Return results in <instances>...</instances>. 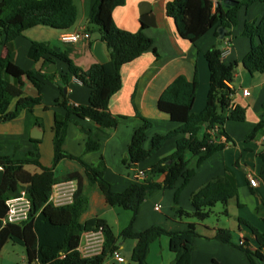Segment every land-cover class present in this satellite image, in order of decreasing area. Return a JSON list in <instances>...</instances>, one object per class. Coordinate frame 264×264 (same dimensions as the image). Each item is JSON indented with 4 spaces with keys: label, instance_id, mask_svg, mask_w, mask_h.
<instances>
[{
    "label": "trees",
    "instance_id": "16d2710c",
    "mask_svg": "<svg viewBox=\"0 0 264 264\" xmlns=\"http://www.w3.org/2000/svg\"><path fill=\"white\" fill-rule=\"evenodd\" d=\"M264 0H242L237 5L228 6L220 3L212 11L210 0H171L167 4V13L176 25L180 36L196 44L206 33L215 28L224 27L227 36L238 25V11ZM126 0H97L90 22L97 25L102 40L110 51V60L95 63L89 69H83L63 51H55L47 42L34 41L31 57L34 61L43 62L47 67L57 60L68 66V71L61 74L62 83L55 106L65 109V113L55 112L54 119V162L45 166L39 160L40 140L34 139V150L27 158H14L0 153V254L4 246L12 241L24 246L28 264H103L119 248V239L132 238L137 241L132 259L137 264H147L152 242L163 235L170 238V249L174 253V264H192V252L195 239L200 236V222L210 217L213 208L222 203L224 215H228L227 206L232 198L237 197V187L227 176L217 177L191 196L193 210L180 206V194L195 174L196 168L214 153L224 149L230 142V136L224 126L228 121H245L246 110L233 102V88L227 82L235 79L237 63H226L222 58L219 44L212 45L205 58L210 72V85L206 105L200 112L193 111V105L200 87L198 72L190 80L179 75L162 92L158 108L177 124L167 133L154 134L149 137L153 122L147 117H140L141 125L136 128L128 152L123 162L129 166L144 163L157 154L172 139H175V150L167 157L151 165L143 181L136 180L124 191L117 192L106 179L107 163L102 159L97 165L85 162L81 156L73 155L64 149L68 123L75 117V123L87 135L85 151H98L102 141L116 129L121 118L110 110L111 97L123 85L122 66L140 57L152 48L154 40L144 32L142 27L137 32L119 28L114 23V10ZM78 19V10L74 0H0V33L5 35L9 44L25 31L39 26H48L61 31L71 29ZM242 35L250 38L251 48L243 59V65L250 73H264V15L259 21L246 22ZM56 73L45 72V77ZM37 69H24L14 62L12 52L0 58V123L16 119L22 111L34 112L43 103L44 76ZM75 77L91 89L89 102L72 104L64 90ZM30 81L37 90L36 95H26L24 81ZM16 100L13 110L10 106ZM234 106V107H233ZM49 109L48 106H46ZM264 108V104H263ZM92 120L96 127L85 128L81 119ZM36 124L43 127V121L37 118ZM220 126L221 132L228 137V143L215 140L211 129ZM264 131V119L246 137L247 141L257 139ZM150 138V139H149ZM150 141V145L147 142ZM1 151V149H0ZM37 151V153L35 152ZM195 158L190 166L187 155ZM263 161L261 176L264 179V151L260 153ZM63 159L79 161L84 168V176L91 186H98L108 204L119 206L132 213L128 225L120 235H116L112 226L103 218L94 217L85 222L80 218L87 210L89 197L84 188V176L79 172L67 173L56 177L55 168ZM32 167L33 169H31ZM162 174L164 179L158 181L155 176ZM183 178L181 186L174 195V210L179 219H192L187 228L181 231H168L160 225H152L143 231H135L134 224L140 206L147 196L159 190L172 189L177 181ZM76 181L77 188L73 201L68 204H56L51 200L53 187L63 181ZM26 191L31 201L29 217L22 223H11L6 220L9 211L7 200L17 197ZM194 219V220H193ZM259 248L252 250L247 246L238 248L244 251L251 264H264V235L258 232L248 221ZM101 231L104 235L102 251L92 256H84L80 245L84 232ZM216 238L225 243H233V233L227 228H218ZM214 264H220L214 260Z\"/></svg>",
    "mask_w": 264,
    "mask_h": 264
},
{
    "label": "crops",
    "instance_id": "0c3cea01",
    "mask_svg": "<svg viewBox=\"0 0 264 264\" xmlns=\"http://www.w3.org/2000/svg\"><path fill=\"white\" fill-rule=\"evenodd\" d=\"M97 0H74L78 10V19L69 30H86L88 37L76 43H64L60 36L64 31L39 25L24 32L22 36L6 44L5 35L0 33V58L4 57L9 48L12 59L24 69H37L44 75L45 72L56 73L42 77L43 103L38 105L34 112L24 110L14 120L0 123V153L14 158H27L34 150L32 131L36 126L43 133L39 143V160L45 166H52L54 162V119L55 112L65 113V109L56 107L55 101L59 95L62 83L61 74L68 71V66L57 60L54 71H47L43 62H36L31 57V48L34 41L47 42L57 52H65L78 66L89 69L95 63H105L110 60V51L102 40L100 30L90 22V16ZM171 0H126L122 6L114 10V23L117 27L137 32L142 23L146 24L144 32L154 40L152 48L145 51L140 57L122 66L121 74L123 85L110 99V110L115 115L124 116L119 126L103 139L98 151L86 152L87 135L75 123V117L68 123L63 147L68 152L92 165H97L102 159L107 163L106 179L112 184L115 191L121 192L136 181L137 171H147L151 165L169 156L175 150V139L167 144L153 157L136 166H129L123 162L131 142L132 136L142 120L147 117L153 122L149 137L154 134L167 133L177 126L169 116L158 108V100L166 87L179 75H185L190 80L198 72L200 87L193 105L194 112L204 109L210 85V72L205 58V52L214 44L225 47L231 41V50L224 59L226 63H237L235 79L231 82L233 102L246 110L245 121H228L224 129L230 136L229 144L222 150L214 153L196 168L195 174L180 194V206L192 211L191 196L208 181L227 176L237 187L238 195L232 198L227 206L228 215L222 214L224 205L215 206L222 217L216 222L205 220L199 223L200 236L195 239L192 252V264H251L244 251L234 243L244 238L252 250L259 248L250 224L264 235V179L261 176L263 161L260 153L264 151V131L257 139L247 141L246 137L255 126L264 119V73H250L243 65V59L251 48L250 38L242 35L246 22L259 21L264 15V2H257L249 7H242L238 11V25L233 28L232 35L221 39L210 29L196 44L180 36L174 20L168 16L167 4ZM227 34V30H226ZM67 93L72 104L89 102L91 89L79 80L72 77L67 86ZM248 90V95L243 91ZM26 95H36L34 85L24 81ZM16 100L10 106L13 110ZM49 107V109L46 108ZM37 118L42 119L43 127L36 124ZM80 124L85 128H95V123L86 118ZM150 139V138H149ZM150 145V141L147 142ZM46 147L47 151L44 152ZM37 153V151H35ZM190 166H194L195 158L187 155ZM79 172L84 176V168L77 160L63 159L56 168V177L67 173ZM255 177L257 186L250 184V178ZM155 179L162 181L164 176L158 174ZM67 194L77 188V182L63 181ZM84 188L89 197L87 210L80 220L99 217L105 219L113 228L116 235L128 225L132 213L119 206L107 203L98 186H91L84 176ZM180 178L172 189L159 190L147 196L140 206L134 224L135 231H143L152 225H160L168 231H181L187 228L190 219H179L174 210V195L181 186ZM159 207V209H156ZM218 228L230 229L233 233V243H225L216 238ZM97 235V234H96ZM137 241L132 238L119 239L118 251L125 258L118 262L113 256L103 264H137L132 254ZM82 240L80 249L84 248ZM7 245V244H6ZM4 246V248L6 247ZM15 246V245H14ZM4 248L0 254V264H28L26 250L21 262L14 257H5ZM101 252V251H100ZM98 252V253H100ZM147 264H174V253L170 249V238L163 235L152 242Z\"/></svg>",
    "mask_w": 264,
    "mask_h": 264
},
{
    "label": "built area",
    "instance_id": "2783aa9c",
    "mask_svg": "<svg viewBox=\"0 0 264 264\" xmlns=\"http://www.w3.org/2000/svg\"><path fill=\"white\" fill-rule=\"evenodd\" d=\"M212 4V11H216L218 5L222 3V0H210ZM88 37V33L86 30L78 29V30H66L64 31L60 39L64 43H76L80 40L86 39ZM231 50V41H227L225 47L222 48V58H226ZM75 78V77H74ZM76 79V78H75ZM78 80V79H76ZM229 87L232 88L231 82H227ZM244 95H248V90L243 91ZM235 106V104H234ZM233 106V107H234ZM220 126H216L215 128L211 129L210 132L212 133L215 140L219 142L228 143V137L226 134L221 132ZM0 166V170H1ZM146 177V171H137L135 173V179L138 181H143ZM70 182H73L70 180ZM250 184L252 186H257L258 181L255 177L250 178ZM64 182H59L54 185L53 192L51 195V200L56 204H68L73 201V195L76 189H71L69 193L65 191L66 187L64 186ZM7 204L9 205V211L7 214L6 220L11 223H22L23 221L27 220L29 217V212L31 209V201L27 196L26 191H23L21 195L17 197H13L7 200ZM159 209V207H156ZM97 234V235H96ZM104 235L101 231H88L84 232L82 240L85 241L84 248L81 250L84 256H92L98 254V252L102 251L103 244H104ZM82 242V241H81ZM240 246H247L246 240L242 238L239 242ZM264 254V249H263ZM118 262H124L125 258L121 255V253L116 250L112 255ZM264 263V262H263ZM33 264H41L38 262H34Z\"/></svg>",
    "mask_w": 264,
    "mask_h": 264
},
{
    "label": "rangeland",
    "instance_id": "374dc122",
    "mask_svg": "<svg viewBox=\"0 0 264 264\" xmlns=\"http://www.w3.org/2000/svg\"><path fill=\"white\" fill-rule=\"evenodd\" d=\"M95 25V24H94ZM97 26V25H95ZM47 149L46 147L44 148V152H46ZM31 169H33L32 167H30ZM222 203H219V207H222L221 206ZM223 214V213H222ZM222 214L221 213H218V208L214 207L213 208V211L210 215L209 218H207L206 220H210V221H213V222H216L217 220V217H222ZM192 220V219H190ZM194 220V219H193ZM239 240H238V237L237 239L234 241V243H236V245H239ZM15 245V246H14ZM3 255L5 257H14L16 258L18 261L21 262V259H22V256L25 255V248L24 246L20 245V244H15L14 242L12 241H9L6 245V247L4 248V252H3Z\"/></svg>",
    "mask_w": 264,
    "mask_h": 264
},
{
    "label": "water",
    "instance_id": "95a60500",
    "mask_svg": "<svg viewBox=\"0 0 264 264\" xmlns=\"http://www.w3.org/2000/svg\"><path fill=\"white\" fill-rule=\"evenodd\" d=\"M242 0H222V3H224V4H226V5H228V6H234V5H237L239 2H241ZM218 31H219V37L221 38V39H224L225 37H226V28H224V27H219L218 28ZM55 68H56V65H55V63H52L51 65H49L48 67H47V71H49V72H52V71H54L55 70ZM66 92H67V87L64 89ZM31 136H32V138H34V139H40V138H42V136H43V133H42V130H41V128L40 127H38V126H36L35 128H34V130L32 131V134H31Z\"/></svg>",
    "mask_w": 264,
    "mask_h": 264
}]
</instances>
